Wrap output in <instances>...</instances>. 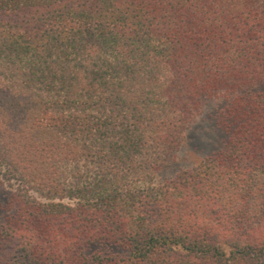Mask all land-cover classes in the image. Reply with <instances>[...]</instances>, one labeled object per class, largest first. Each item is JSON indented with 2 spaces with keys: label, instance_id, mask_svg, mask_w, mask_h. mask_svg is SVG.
<instances>
[{
  "label": "trees",
  "instance_id": "trees-1",
  "mask_svg": "<svg viewBox=\"0 0 264 264\" xmlns=\"http://www.w3.org/2000/svg\"><path fill=\"white\" fill-rule=\"evenodd\" d=\"M0 190V264H264V0H0Z\"/></svg>",
  "mask_w": 264,
  "mask_h": 264
},
{
  "label": "rangeland",
  "instance_id": "rangeland-1",
  "mask_svg": "<svg viewBox=\"0 0 264 264\" xmlns=\"http://www.w3.org/2000/svg\"><path fill=\"white\" fill-rule=\"evenodd\" d=\"M207 111V110H206ZM188 137L186 140V146H183L178 154L174 155L167 164V174L174 173L177 169L187 168L191 164H196L203 157L206 152H210L219 144L223 137L216 133L210 132L209 127L204 123L199 127V123L191 124L189 126ZM205 137L204 146L201 147L200 143H196L197 138ZM199 141V140H198ZM168 165V166H167ZM7 198V191L0 190V205L4 204ZM67 201H64V203ZM1 217V212H0Z\"/></svg>",
  "mask_w": 264,
  "mask_h": 264
}]
</instances>
